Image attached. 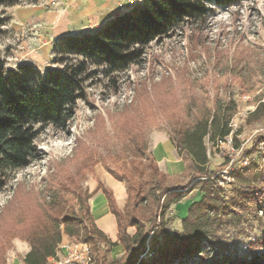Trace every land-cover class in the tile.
<instances>
[{
	"label": "rangeland",
	"instance_id": "1",
	"mask_svg": "<svg viewBox=\"0 0 264 264\" xmlns=\"http://www.w3.org/2000/svg\"><path fill=\"white\" fill-rule=\"evenodd\" d=\"M110 1L115 2L116 11L120 13L143 0ZM104 2L15 0L12 6L0 7V19L4 20L0 58L5 69L11 70L26 63L44 74L46 70L57 68L53 64L55 42L65 31L75 30L86 18L95 17V6L100 8ZM210 9L205 49L192 50L190 54L186 41L177 39L163 45L152 43L146 62L116 77L115 90L103 78L86 88V102L77 104L75 116L66 131L38 129V159L24 170L7 172V185L0 191V216L5 208H12L14 197L18 195L19 200H34L41 208L55 199L60 200L67 215L72 217L79 207L72 193L73 187L66 185L65 180L76 173H83L79 186L89 194L93 183L98 184L100 179L109 175L107 171L121 178L125 189L133 188L140 181L150 192L155 181L146 170V161L132 159L119 128L123 111L135 103V91L139 85L145 83L150 91L152 85L157 84L158 90L170 91L165 102L168 101L171 107L166 108L165 114L157 112L150 116L139 130L145 137L148 153L165 175V185L169 187H184L196 181H192L195 172L188 158L184 155L178 157L175 151L169 138L171 128L175 125L192 128L219 113L225 117L231 115V134L226 140L212 143L207 137L204 142L208 167L218 178L217 185L225 204L236 201V215L218 216L204 242L203 251L206 253L202 263H210L221 252L238 259L264 254L261 203L257 196L253 199L247 197L249 191L241 188L235 180L236 176L252 171V185L255 188L264 186V142L258 141L264 136V121H247L249 114L264 99V0H226V4ZM96 25L90 23L88 31H94ZM161 137L170 141L172 158L180 167L178 172H168V164H173L168 155L169 148L161 141L153 144ZM196 192L199 191L194 190L191 196ZM173 206L161 220L162 230L168 234L181 233L183 228V220L171 211ZM153 212L151 202L147 201L131 215L141 221L148 233L146 250L141 256L144 262L155 256L152 252V225L148 222ZM126 232L132 236L135 229L129 227ZM66 240L71 239L62 236V241ZM161 240L162 234L158 237V241ZM11 243L6 264H21L29 251V244L18 238L12 239ZM118 246L120 254L114 248L104 254L100 247V256L106 258L102 264L118 261L123 256L125 251ZM99 262L101 264V260L98 263L95 260V264ZM197 263L198 259H191L187 264Z\"/></svg>",
	"mask_w": 264,
	"mask_h": 264
},
{
	"label": "trees",
	"instance_id": "2",
	"mask_svg": "<svg viewBox=\"0 0 264 264\" xmlns=\"http://www.w3.org/2000/svg\"><path fill=\"white\" fill-rule=\"evenodd\" d=\"M14 2L0 0V7L12 6ZM222 4H226V0H143L141 4L114 15L94 31L59 38L53 46V64L57 68L46 70L44 74L26 63L7 70L0 58V191L7 185L8 171L24 170L38 159V129L51 128L62 133L69 128L77 104L86 102V88L91 83L100 82L103 78L115 90L116 77L146 62L152 43L163 45L177 39L186 41L190 54L192 50L205 49L210 7ZM3 26L4 20L0 19V35ZM139 86L135 91V103L122 113L123 122L119 130L124 134L122 137L132 159L146 161V170L155 186L150 192L140 181L133 188L127 187L124 207L119 209L112 191L100 182L91 194L82 191L79 182L83 173H76L65 180L66 185L73 187L72 193L79 207L72 217L67 215L60 200L55 199L41 208L34 200L23 201L15 196L12 208H5L0 216V264H6V253L14 238L29 244V252L22 264H47L62 236L70 241L87 243L94 259L97 263L101 260V264L106 262V258L100 256V247L105 254L118 245L125 251L123 256L108 264H187L191 259H198L197 264H203L204 242L210 236L211 226L218 216L236 215V201L225 204L217 185L218 178L208 167L204 142L207 137L212 143L223 142L231 134V115L225 117L219 113L192 128L180 125L171 128L169 138L175 151L178 157L184 155L188 158L195 172L191 176L192 181H196L184 187H169L165 185V175L148 153L145 137L139 128L150 116L171 107L168 101L165 102L171 93L158 90L157 84H153L150 91L145 83ZM247 121H264V99L249 114ZM258 141L264 142V136H260ZM107 174L117 182H124L111 171ZM252 176V171H247L236 176L235 180L241 188L249 191L247 197H258L263 213L264 186L255 188ZM194 190L199 191L201 199L187 209L182 232L165 233L161 220L170 212L172 205ZM98 192L103 194L109 212L115 218L117 242H111L96 227L90 213L88 202ZM147 201L154 209L148 222L152 225V252L155 256L144 262L141 256L146 250L148 233L141 221L134 216L131 218V215ZM129 227L135 229L132 236L126 232ZM208 264H264V254L238 259L221 252Z\"/></svg>",
	"mask_w": 264,
	"mask_h": 264
},
{
	"label": "crops",
	"instance_id": "3",
	"mask_svg": "<svg viewBox=\"0 0 264 264\" xmlns=\"http://www.w3.org/2000/svg\"><path fill=\"white\" fill-rule=\"evenodd\" d=\"M115 2H111L110 0H105L102 7L98 8L95 6V12L93 13L95 15L91 16L89 18H86L82 24H79L75 30H67L64 34H61L60 36L70 35V34H76L80 32L88 31L87 28H89L90 23L97 24L95 26V29L101 27L108 19L112 18L114 15L118 14L119 12L116 11V7L114 5ZM106 5V6H105ZM108 5V6H107ZM106 15V16H105ZM105 16V17H104ZM59 36V37H60ZM158 140H155L153 144L155 145L156 142H160L165 147L169 148V158L171 159L173 164H168L167 167L168 172H175L179 170V164L178 161L174 160L173 153L170 151V141L167 138H158ZM154 149V147H153ZM154 154V151H153ZM157 163H159L158 159H156ZM178 172V171H177ZM109 175H106L101 180V184L110 189L114 195L117 207L119 209H122L124 207L125 201H126V189L124 185L121 182L115 181L113 178ZM107 179V182L105 181ZM97 184L93 183L91 185L90 193H92L96 189ZM193 192H190L186 198L181 200L179 203L175 204L171 211L174 212V215L179 218L181 221L186 218L187 215V209L192 205L193 203L199 202L201 199V194L199 192H196L193 196H191ZM195 196V197H194ZM194 197V198H192ZM89 207H90V213L93 217L94 223L96 227L113 243L117 242V229H116V222L115 218L111 213L109 212L107 202L101 192H98L94 194L91 199L89 200ZM114 250L117 252V254L120 252L119 246L115 247ZM29 252V251H28ZM27 252V253H28ZM26 253V254H27ZM25 254V255H26ZM120 254V253H119ZM25 257V256H24ZM22 258V260L24 259ZM22 264V263H21Z\"/></svg>",
	"mask_w": 264,
	"mask_h": 264
},
{
	"label": "built area",
	"instance_id": "4",
	"mask_svg": "<svg viewBox=\"0 0 264 264\" xmlns=\"http://www.w3.org/2000/svg\"><path fill=\"white\" fill-rule=\"evenodd\" d=\"M47 264H95V260L88 244L66 240L58 244L54 256L47 260Z\"/></svg>",
	"mask_w": 264,
	"mask_h": 264
}]
</instances>
